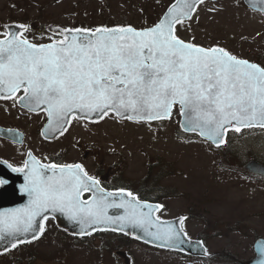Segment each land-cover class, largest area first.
I'll return each mask as SVG.
<instances>
[{"label":"rangeland","instance_id":"374dc122","mask_svg":"<svg viewBox=\"0 0 264 264\" xmlns=\"http://www.w3.org/2000/svg\"><path fill=\"white\" fill-rule=\"evenodd\" d=\"M173 0H0V38L6 25L28 29L33 43L56 41L47 29H97L153 26ZM57 27V26H56ZM48 34V35H47ZM185 42L221 47L239 59L264 67V14L244 0H208L194 18L177 28ZM7 123L25 128L23 146L0 143V155L21 157L28 148L67 165L79 163L107 182L121 177L135 185L158 184L152 195L165 209L163 219L185 217L183 229L206 241L215 256L209 262L138 241L103 234L84 241L48 223L35 243L0 259V264H244L255 258V241L264 238V178L245 164L264 163V130L231 132L229 143L216 148L181 130V111L158 123L130 122L109 114L101 121L75 120L69 130L46 142L40 130L46 114L27 117L15 100L1 103ZM26 156V153H24Z\"/></svg>","mask_w":264,"mask_h":264},{"label":"snow or ice","instance_id":"6c2138e0","mask_svg":"<svg viewBox=\"0 0 264 264\" xmlns=\"http://www.w3.org/2000/svg\"><path fill=\"white\" fill-rule=\"evenodd\" d=\"M177 4L179 7L173 5L164 19L147 29L66 30L86 35L62 33V40L39 45L20 38L19 33H7L0 39V90L7 96L0 98H13L22 91L20 99L27 98L26 106L36 110L46 105L48 117L62 131L70 114L77 111L99 113L101 118L111 111L129 120L151 121L170 117L177 104L193 131L199 130L210 140L220 137L218 143L224 142L222 132L229 124H264V67L223 48L185 42L175 26L183 22L181 16H189L194 3L177 0ZM31 159L24 188L32 197L30 206L0 217V231H32L33 239H38L35 233L42 235L44 226L37 224V218L46 220L42 214L49 210L67 213L86 228L96 224L147 228L155 222L153 212L163 208L141 203L123 189L119 203L110 200L116 193H105L99 180L81 164L39 165ZM40 168H51L53 173L45 176ZM7 183L0 178V185ZM93 188L96 194L91 201L82 200V193ZM109 208L125 209V214L109 216ZM148 235L171 243L181 233L168 226ZM24 242L18 240L11 246Z\"/></svg>","mask_w":264,"mask_h":264},{"label":"water","instance_id":"95a60500","mask_svg":"<svg viewBox=\"0 0 264 264\" xmlns=\"http://www.w3.org/2000/svg\"><path fill=\"white\" fill-rule=\"evenodd\" d=\"M204 1L206 0H189L190 3H194V7L191 9L189 16L188 17L181 16V20L185 21V20L192 19L198 7ZM244 2L252 10L259 11L264 14V0H244ZM173 5H176L177 7H179V4H177V0H175L174 3L167 9L162 19H164L166 14L169 13ZM177 25L175 26V28L177 27ZM6 29L8 33L9 32L19 33L21 34V36L26 31L25 27H22V25L20 24H9L6 26ZM66 30H73V29H66ZM66 30L61 29V28H54V27L49 28L50 32L58 36H62V37H63L62 33L67 34V35H79V36L86 35L85 33H68ZM92 32H95V31H92ZM6 96H7V93L0 90V97H6ZM19 102L22 107L27 108L30 111L45 112L47 115V112L44 110L46 108V105H41L40 108L33 110L31 107L26 106L28 104L27 98H25L24 100L20 99ZM108 113H113V112L109 111ZM192 116L195 117V113H192ZM74 117H77L78 119H81V120H87L89 122H97L102 119L99 113L85 115L78 111L73 112L72 114H70L69 119L65 123V130L62 131L48 117V123L43 127L42 135L46 139H49V140L55 139L56 137H58L59 135H61L62 133L66 131V129L69 127ZM118 117L120 119H126L125 117H121V116H118ZM161 119H166V118H161ZM161 119H155L151 121H157ZM187 119L188 118L182 113V119H181L180 125L183 131L187 133L198 134L201 138L212 142L216 146H220L224 143V142L218 143V140L221 139L220 137L214 140H210L207 137L200 135L199 130L193 131L192 130L193 125L189 124L187 122ZM133 121H148V120H133ZM236 127H240L241 130H245L248 128H264V124L258 122L254 124V126H251V127L235 125L234 123L229 124L226 126V129L222 132V139L225 141L227 133L231 130H236ZM32 157H34L35 160L38 161L37 158L33 154H32ZM39 165H43V164L39 163ZM27 166L28 167L23 169V171L15 172L12 170L13 169L12 167H9V165L0 161V178L6 179L8 181L6 185H0V217H7L10 213H21L23 212V210L27 209L30 206L32 197L29 196L28 193L24 191V188L28 184L26 173L31 169V166H32L31 158L27 160ZM245 167L253 174L264 176V165L256 160L248 162ZM40 171L45 176H51L53 173V169L51 168H40ZM56 171H58V169H56ZM124 192L126 193L127 191H124ZM85 193H91L92 196L89 199L84 200L83 195ZM105 193H109V192L105 191ZM111 193H116V196L109 197V199L110 200L115 199L116 202L119 203L120 191H113ZM94 194H96L95 188H93L89 192H83L81 199L84 200L85 202H90ZM125 199H131V198L125 196ZM141 203L152 204L149 202H141ZM152 205L155 206L159 204H152ZM161 209L162 208H159L158 210H155L153 212V219L155 222L154 224H152L151 226H148L147 228L139 227V226L133 227L131 225H126V224H96V225H92L86 228L84 225H82L78 221L70 219L67 213H62L59 211L52 212L51 210L43 213L42 216H47V219L54 218L57 226H59L61 229H64L67 233L74 235V236H79V237L88 236L89 234L95 233L98 231H110V232L126 235L128 237H131L137 241H140L152 247L181 252L186 255L195 256V257H201V258L209 257V254L207 253V248L204 246L202 241L193 240V239L188 238V235H184L185 232L182 229V223L185 217H179V218L170 219V220H163L157 217V213ZM124 214H125V209H118V208L108 209L109 216H119V215H124ZM44 222H45L44 219H41L40 217L37 218V224H42L44 226ZM168 226H171L172 228L176 229L177 231L181 233L179 240H173L171 243H169L164 240H158L154 236L148 235V232H157L158 230L163 231ZM2 228H3V225H0V229ZM33 235L34 233L32 231L17 232L14 234L9 233L7 231H0V236L4 237L3 239H0V254H3L13 249V247L11 246L12 243L18 240L25 241L24 243H29L30 241L34 240ZM35 235L39 237L40 233L36 232ZM24 243H18V244H24ZM254 249H255L256 257L253 260L246 262V264H264V238H260L256 240L254 244Z\"/></svg>","mask_w":264,"mask_h":264},{"label":"flooded vegetation","instance_id":"af4514ba","mask_svg":"<svg viewBox=\"0 0 264 264\" xmlns=\"http://www.w3.org/2000/svg\"><path fill=\"white\" fill-rule=\"evenodd\" d=\"M22 95H23V93H20V96H22ZM5 101H7V99H0V104L4 103ZM21 110L27 117L40 115V114L30 113V112L25 111L23 109H21ZM5 112H7V110L3 106H0V126L1 127H5V128L18 129V130L22 131L25 134V141H26L27 136H26L25 128H21V127H17V126H11L10 124H8L7 123V118H6L7 116H6ZM41 129L38 130V131H40V135H41ZM25 141H24V143H25ZM0 142L3 145L7 144V145L11 146L14 150H16L14 148V146L20 147V146H23V144H24V143L23 144H17V143H15L13 141H8V140L3 139V138H0ZM29 152L34 153L41 161H43L45 163H50L49 160H46V158L38 155V153L36 151H34V150L30 149V148H28V149H26L24 151V153H26V156H27V154ZM24 153L21 155V157H18V156H15L17 154V152L14 151V155L1 156L0 158L6 160L7 162H9L14 167L22 168L25 165V161H26V156H24Z\"/></svg>","mask_w":264,"mask_h":264},{"label":"trees","instance_id":"16d2710c","mask_svg":"<svg viewBox=\"0 0 264 264\" xmlns=\"http://www.w3.org/2000/svg\"><path fill=\"white\" fill-rule=\"evenodd\" d=\"M131 184H132V182H127L126 180H122V179H119V178H117L116 180H115V184L114 185H116V186H114L115 188H126V189H130V188H132V186H131ZM133 185V184H132ZM156 188L157 189H159L158 188V184H148V185H145V184H140L139 185V190H141V192H143V196L144 197H140L141 199H143V200H146V201H150V202H157L155 199H151L149 196H151V197H154L153 195H152V191L151 190H156ZM119 237H122V238H126V239H129V238H127V237H125V236H122V235H119ZM24 247L25 246H20V247H18V248H16L15 249V251L16 250H19V249H24ZM2 257H0V259H1Z\"/></svg>","mask_w":264,"mask_h":264}]
</instances>
